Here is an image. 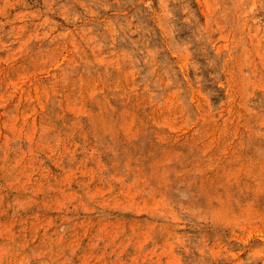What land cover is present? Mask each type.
Returning <instances> with one entry per match:
<instances>
[{"label": "rangeland", "instance_id": "obj_1", "mask_svg": "<svg viewBox=\"0 0 264 264\" xmlns=\"http://www.w3.org/2000/svg\"><path fill=\"white\" fill-rule=\"evenodd\" d=\"M0 264H264V0H0Z\"/></svg>", "mask_w": 264, "mask_h": 264}]
</instances>
